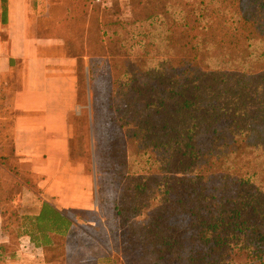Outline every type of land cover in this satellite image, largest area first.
I'll return each instance as SVG.
<instances>
[{"label":"trees","instance_id":"16d2710c","mask_svg":"<svg viewBox=\"0 0 264 264\" xmlns=\"http://www.w3.org/2000/svg\"><path fill=\"white\" fill-rule=\"evenodd\" d=\"M75 1L79 80L88 56L92 93L106 95L72 159L96 172L102 221L45 201L33 241L68 235L59 249L105 264H264V0H131L133 21L107 40L96 8L108 0ZM0 148V211L16 225L11 201L39 191L12 142Z\"/></svg>","mask_w":264,"mask_h":264},{"label":"crops","instance_id":"0c3cea01","mask_svg":"<svg viewBox=\"0 0 264 264\" xmlns=\"http://www.w3.org/2000/svg\"><path fill=\"white\" fill-rule=\"evenodd\" d=\"M75 3L0 0V146L2 135H9L13 153L39 191L26 187L11 201L16 225L0 211V264H105L93 249L76 252L68 244L59 249L68 235L45 244L31 238L45 201L82 225L99 224L95 175L72 159L80 57L66 29L74 27Z\"/></svg>","mask_w":264,"mask_h":264},{"label":"rangeland","instance_id":"374dc122","mask_svg":"<svg viewBox=\"0 0 264 264\" xmlns=\"http://www.w3.org/2000/svg\"><path fill=\"white\" fill-rule=\"evenodd\" d=\"M145 1V0H144ZM109 4L107 8H96V15L99 16L101 20H103V27L102 30L106 32L105 40L109 39V37H115V30H122V24L120 25H113V23H126V22H131L133 21V8L131 6V0H108ZM92 11L90 12V14ZM106 23H109V25L106 26ZM105 28V29H104ZM108 45V44H107ZM111 45L108 46L107 48V53L103 54L104 59L107 60L108 57L110 56L111 52ZM106 62L101 63L99 72L103 73L98 77V86L100 89L105 90V92L109 91L110 86L109 82L106 80V76H108L106 73ZM105 68H104V66ZM104 68V70H103ZM98 72V73H99ZM81 83H80V88H81V100L77 109V112L72 114V122L74 126V130L80 129L82 130L83 138L74 140L72 141V151L76 147H80L79 149H83L85 146H87L86 142V136H87V123L90 121V124H92V117L93 114L95 113V108H94V102L95 98L98 97L100 98V93L98 96H94L92 93V84L90 81L89 77V57L86 56L84 60V65L81 66ZM104 94V92H103ZM106 94L103 95V97ZM101 97L100 99H103ZM97 98V99H98ZM96 99V100H97ZM99 100V99H98ZM2 141L5 144L6 142H10V136L9 135H2ZM81 140H83V146H80L82 144ZM80 142V144H79ZM99 220L97 223H100L102 221L101 217L98 215ZM94 219V217L92 216ZM96 220V218H95Z\"/></svg>","mask_w":264,"mask_h":264},{"label":"built area","instance_id":"2783aa9c","mask_svg":"<svg viewBox=\"0 0 264 264\" xmlns=\"http://www.w3.org/2000/svg\"><path fill=\"white\" fill-rule=\"evenodd\" d=\"M105 0H94L95 3L97 4H102Z\"/></svg>","mask_w":264,"mask_h":264},{"label":"water","instance_id":"95a60500","mask_svg":"<svg viewBox=\"0 0 264 264\" xmlns=\"http://www.w3.org/2000/svg\"><path fill=\"white\" fill-rule=\"evenodd\" d=\"M95 179H96V172L94 171Z\"/></svg>","mask_w":264,"mask_h":264}]
</instances>
